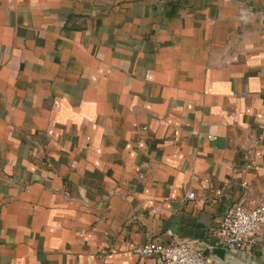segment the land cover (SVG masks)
I'll use <instances>...</instances> for the list:
<instances>
[{"label": "crops", "instance_id": "crops-1", "mask_svg": "<svg viewBox=\"0 0 264 264\" xmlns=\"http://www.w3.org/2000/svg\"><path fill=\"white\" fill-rule=\"evenodd\" d=\"M263 194L264 0H0V264H264Z\"/></svg>", "mask_w": 264, "mask_h": 264}, {"label": "built area", "instance_id": "built-area-1", "mask_svg": "<svg viewBox=\"0 0 264 264\" xmlns=\"http://www.w3.org/2000/svg\"><path fill=\"white\" fill-rule=\"evenodd\" d=\"M194 198V193L188 195V199ZM156 211L161 212L162 209L157 208ZM220 227L228 247L259 245L264 237V194L257 207L237 205L229 209ZM134 254L142 259V264H209L204 252L187 241L174 244L155 241L136 247Z\"/></svg>", "mask_w": 264, "mask_h": 264}]
</instances>
